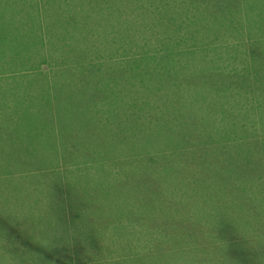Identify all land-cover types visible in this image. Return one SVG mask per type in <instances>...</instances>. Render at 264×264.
<instances>
[{
    "label": "trees",
    "instance_id": "obj_1",
    "mask_svg": "<svg viewBox=\"0 0 264 264\" xmlns=\"http://www.w3.org/2000/svg\"><path fill=\"white\" fill-rule=\"evenodd\" d=\"M187 1L110 7L81 45L78 12L43 18L52 51L13 75L54 68L55 114L37 140L0 120V264H264V0Z\"/></svg>",
    "mask_w": 264,
    "mask_h": 264
},
{
    "label": "rangeland",
    "instance_id": "obj_2",
    "mask_svg": "<svg viewBox=\"0 0 264 264\" xmlns=\"http://www.w3.org/2000/svg\"><path fill=\"white\" fill-rule=\"evenodd\" d=\"M182 1L183 4L180 7H187L188 1ZM178 0H0V120L7 122L15 128L16 133L24 134L26 137L30 136L34 140H37V134H41L42 131L39 129V124H30L33 118H45L51 121L55 114L54 107L48 104L50 93H47L48 84L54 85L55 80L58 76L56 70H47V66L43 67L45 71H48V75H38L32 70L22 71L23 63L18 64L19 72L17 75H13V72L17 70V62L23 58V62H26L27 67L31 61H37L40 58L41 51L51 52L52 47L48 46L47 43L44 45L43 38L50 36L54 33L49 20H53L54 24L57 25L59 32L60 27L64 30H68L72 33L73 23L75 22L73 14L78 12L79 20L81 21V33L79 34L77 44L81 45L83 40H87V31L92 28L93 24L102 25V12L110 7H121V8H131L139 9L142 7H152L158 5V7H178L176 2ZM40 2H44L42 5ZM63 2V3H62ZM214 4V3H213ZM242 14L246 13L252 16V19L248 20L245 17H238L239 22H246L245 27H241L242 34L247 35L249 32H257V28H253L256 25L253 20H258L254 18L257 9L250 8L248 5L241 6ZM51 14L49 20L43 18ZM239 15V14H238ZM77 16H75L76 18ZM84 19V20H83ZM180 22H183V17L179 16ZM220 21L224 24H229V20L224 17H216L214 21ZM106 21V22H105ZM201 21V19H200ZM199 21V22H200ZM116 16H108L104 19V25L106 24L117 27ZM50 27V28H49ZM227 39V37H221V39ZM63 38H57L52 42L54 44L62 41ZM46 40V39H45ZM258 41V39H256ZM230 41V39L228 40ZM45 42V41H44ZM253 44V42H251ZM42 46V47H41ZM28 63V64H27ZM63 80L67 77H63ZM67 81V80H65ZM54 83V84H53ZM64 93H67V89H64ZM64 100L69 99L67 97L61 96ZM44 101L43 107L41 106ZM41 106V107H40ZM45 113V114H44ZM32 128V129H31ZM31 129V130H30ZM36 149H43L40 146H34ZM60 157V155H59ZM95 173V172H93ZM26 204L32 203L31 190L25 189ZM62 193L65 196L64 192ZM61 194V197L63 196ZM47 199L42 198L40 203L35 205V209L47 208ZM56 204V201L53 200ZM86 231V229H85ZM80 231L75 232L77 239L83 237L84 234ZM96 235H98L97 240L94 243L86 242V246H108L119 245L129 247L132 246L129 242L131 238L119 239L118 237H108V242L102 240L103 235L95 230ZM59 236L65 234L57 232ZM80 234V236H79ZM85 236V235H84ZM124 241L122 243L119 242ZM128 241V242H127ZM92 248V247H90ZM129 250V249H128ZM107 254L105 253V256ZM113 259V258H111ZM107 257H102L101 261H93L87 264H113ZM95 262V263H94Z\"/></svg>",
    "mask_w": 264,
    "mask_h": 264
}]
</instances>
